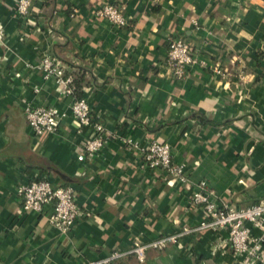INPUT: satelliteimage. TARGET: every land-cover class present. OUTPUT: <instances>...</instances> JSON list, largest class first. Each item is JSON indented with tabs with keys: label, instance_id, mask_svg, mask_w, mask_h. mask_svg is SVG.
I'll use <instances>...</instances> for the list:
<instances>
[{
	"label": "crops",
	"instance_id": "obj_1",
	"mask_svg": "<svg viewBox=\"0 0 264 264\" xmlns=\"http://www.w3.org/2000/svg\"><path fill=\"white\" fill-rule=\"evenodd\" d=\"M15 1L0 0L1 264H88L205 222L188 189L118 137L140 149L167 143L190 184L205 181L234 208L264 201V0H30L31 23ZM107 3L123 6L126 27L95 18ZM173 31L195 57L181 81L166 65ZM44 56L81 74L82 98L110 137L92 158L77 160L90 129L75 126ZM27 105L64 114L56 132L36 137ZM37 178L74 190L81 216L67 233L49 224L50 206L21 212L17 186ZM226 237L202 229L142 262L110 264H237Z\"/></svg>",
	"mask_w": 264,
	"mask_h": 264
},
{
	"label": "built area",
	"instance_id": "obj_2",
	"mask_svg": "<svg viewBox=\"0 0 264 264\" xmlns=\"http://www.w3.org/2000/svg\"><path fill=\"white\" fill-rule=\"evenodd\" d=\"M31 9L30 0L15 1L16 15L27 23L33 22L30 15ZM94 16L117 28H124L128 25L121 4L100 5L95 9ZM3 37L4 33L0 27V44ZM166 48V65L173 79L181 81L195 64L193 52L184 36L176 31L170 32L167 36ZM40 68L46 78L53 79L62 95L70 97V112L75 126L78 129L83 127L90 129V135L83 144V152L77 156V160L81 162L92 158L103 148L110 137L100 118L92 114L86 101L83 98H75L73 79L76 74L52 56H44L40 61ZM24 115L27 125L36 137L55 133L61 119L65 116L52 107L31 105L25 107ZM118 139L123 145L139 150L146 169L163 171L169 178L167 182L170 185L176 182L180 187L188 189L191 205L199 207L206 220L195 229L183 228L174 235L162 236L149 243H134L125 251H113L108 257L88 264H110L128 255L142 262L147 250H162L180 238L202 229L225 233L227 237L224 246L232 252L237 264H264V201L240 209L234 208L219 201L205 181L190 184L183 165L173 161L171 148L167 143L151 140L144 149H140L128 138L118 137ZM16 192L22 213H42L46 207L50 206L51 211L47 220L52 227L62 233L70 231L81 216L74 202L75 192L69 186H56L46 178H37L28 184L18 185ZM253 230H257L258 234H254Z\"/></svg>",
	"mask_w": 264,
	"mask_h": 264
},
{
	"label": "trees",
	"instance_id": "obj_3",
	"mask_svg": "<svg viewBox=\"0 0 264 264\" xmlns=\"http://www.w3.org/2000/svg\"><path fill=\"white\" fill-rule=\"evenodd\" d=\"M81 74L79 73V76H76L75 75V77H74V79H73V91H74V96H75V98H77V99H81L82 98V95H81V85H80V83H81Z\"/></svg>",
	"mask_w": 264,
	"mask_h": 264
}]
</instances>
